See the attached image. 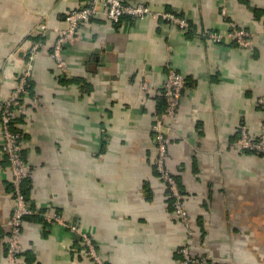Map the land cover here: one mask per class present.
I'll use <instances>...</instances> for the list:
<instances>
[{
    "label": "crops",
    "instance_id": "obj_1",
    "mask_svg": "<svg viewBox=\"0 0 264 264\" xmlns=\"http://www.w3.org/2000/svg\"><path fill=\"white\" fill-rule=\"evenodd\" d=\"M128 1L181 14L190 29L151 17L117 23L102 8L65 46V77L52 55L55 28L90 0H0V264H93L67 222L92 233L107 264H183L186 229L156 169L152 129L167 106L171 69L186 85L168 120V165L194 222L193 252L212 264H264V153L239 144L242 126L257 138L264 121V0ZM232 21L254 33V48L200 34L226 31ZM35 40L43 45L29 107L15 125L31 166L24 187L34 213L24 220L23 250L10 260L16 200L1 111Z\"/></svg>",
    "mask_w": 264,
    "mask_h": 264
},
{
    "label": "built area",
    "instance_id": "obj_2",
    "mask_svg": "<svg viewBox=\"0 0 264 264\" xmlns=\"http://www.w3.org/2000/svg\"><path fill=\"white\" fill-rule=\"evenodd\" d=\"M102 8L107 16L117 23L122 21L124 15H130L138 19L150 17L163 18L179 26L184 31H189L191 25L187 18L173 11L155 10L152 6L145 3H131L128 0H90L89 3L67 12V26L55 28L57 36L54 41L52 55L59 72L65 77L71 76L68 70V61L64 55L65 46L68 43H75L81 39L82 26L89 23L94 16H97ZM224 12L226 13L225 10ZM42 29H48L46 23L42 24ZM200 34H203L213 42L234 40L245 48L252 49L255 46L254 33L245 27L239 26L235 21L231 22V27L226 31L208 30L202 33L200 32ZM42 43L41 40H35L31 43L27 50L28 58L16 84V88L11 96L2 103L1 148L2 153L10 161V168L14 176L13 187L16 200L13 214L8 222L10 233L7 242V256L10 260H16L19 257V253L23 250L22 230L24 220L28 215L34 213L32 202L26 196L23 188L24 181L31 175V166L25 157L23 135L15 130V125L18 117L26 115L28 111L30 102L27 97L28 85L30 84L34 63L43 45ZM185 85V75L175 69H171L163 88V93L167 98V106L163 112L156 116L155 123L152 126L157 144L155 165L174 198L175 216L186 229L185 240L181 248L183 264H212L208 262V258L193 252L191 242L192 237L196 233L194 222L189 210L186 208L184 202L185 195L179 186L175 174L168 165L170 159L169 146L171 144L168 120L178 114ZM144 87H149L148 82H145ZM239 144L242 148L264 153V121L262 131L257 138L249 132L246 126H242ZM53 218L59 222H64L60 214L54 213ZM66 225L71 231L81 236L85 253L93 264H107L104 254L90 231L83 229L76 222H67Z\"/></svg>",
    "mask_w": 264,
    "mask_h": 264
},
{
    "label": "trees",
    "instance_id": "obj_3",
    "mask_svg": "<svg viewBox=\"0 0 264 264\" xmlns=\"http://www.w3.org/2000/svg\"><path fill=\"white\" fill-rule=\"evenodd\" d=\"M181 15V14H180ZM128 17H132V16H130V15H124L123 16V18H122V20H124V19H126V18H128ZM166 103V102H165ZM23 118V117H22ZM21 118V119H22ZM20 118H18V120H19ZM15 130L16 131H18L17 129H16V127H15ZM19 132V131H18ZM24 153H25V150H24ZM27 180V179H26ZM26 180L24 181V183H23V188H24V191H25V187H24V184H25V182H26ZM25 194H26V192H25ZM181 248H182V246H181ZM181 248H180V251H181ZM181 259H183V254L181 253Z\"/></svg>",
    "mask_w": 264,
    "mask_h": 264
}]
</instances>
